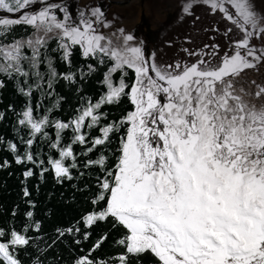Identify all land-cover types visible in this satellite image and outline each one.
Returning a JSON list of instances; mask_svg holds the SVG:
<instances>
[{"label":"snow or ice","instance_id":"obj_1","mask_svg":"<svg viewBox=\"0 0 264 264\" xmlns=\"http://www.w3.org/2000/svg\"><path fill=\"white\" fill-rule=\"evenodd\" d=\"M173 2L152 43L114 0H0V171L23 168L28 207L0 226V264H264V0ZM47 173L92 205L51 235L28 187Z\"/></svg>","mask_w":264,"mask_h":264},{"label":"trees","instance_id":"obj_2","mask_svg":"<svg viewBox=\"0 0 264 264\" xmlns=\"http://www.w3.org/2000/svg\"><path fill=\"white\" fill-rule=\"evenodd\" d=\"M63 94L67 97L66 103H64L63 111L58 115L64 119L69 118L73 114V110L77 107L78 101L73 93L67 89H63ZM86 92L90 94H98L97 86L90 83L86 87ZM4 105L8 103H15L17 107L20 106L21 100L15 96L12 91L11 85L4 92L3 96ZM127 105V102L122 104L119 108L106 109L112 113L113 118H118ZM4 131L8 138H11V127H5L0 129ZM96 135V132L92 133ZM76 150L79 151L80 147L77 146ZM45 153L47 148L44 149ZM0 158H7L10 161L12 156L0 151ZM23 168L21 166L12 164V167L0 171V226L7 227L12 221L11 213L17 205V216L15 217L16 227L19 228L22 223L26 221L24 213L28 210V207L24 201L22 194L23 179L21 173ZM11 173V175L9 174ZM73 183L79 184L77 181H66L63 185L58 184L55 181L54 176L51 173L46 174V179L40 181L38 176L33 177L28 181V187L32 191V199L35 201L36 207L34 209L35 219L42 222V231L45 234L51 235L54 229L57 227H66L74 224L83 213L87 212L92 205L87 201L88 194L82 191H77L72 187ZM95 190L93 186V191ZM110 231V225L107 223H99L93 229V235L89 242L84 247H87L104 232ZM119 235L118 232L112 231L109 240L102 246L98 255L113 254L118 249L113 245V239ZM67 257V252H65Z\"/></svg>","mask_w":264,"mask_h":264},{"label":"rangeland","instance_id":"obj_3","mask_svg":"<svg viewBox=\"0 0 264 264\" xmlns=\"http://www.w3.org/2000/svg\"><path fill=\"white\" fill-rule=\"evenodd\" d=\"M134 6L136 11L133 18L127 21L126 10L129 6ZM144 7L142 13L138 12V9ZM151 8V12L147 9ZM113 11H119L125 17V23L129 28H135L138 35L145 37L148 41L156 43L159 41L161 34L170 29L175 22L177 9L173 0H153L149 5L139 4H123L119 3V0H114ZM158 20H157V19ZM210 19H206L204 23H209ZM188 27L184 24L181 27H176L175 31L183 32Z\"/></svg>","mask_w":264,"mask_h":264},{"label":"bare ground","instance_id":"obj_4","mask_svg":"<svg viewBox=\"0 0 264 264\" xmlns=\"http://www.w3.org/2000/svg\"><path fill=\"white\" fill-rule=\"evenodd\" d=\"M135 11H136V9L133 5L129 6L128 10H126V12H125L126 17H127V21H130L133 18Z\"/></svg>","mask_w":264,"mask_h":264}]
</instances>
